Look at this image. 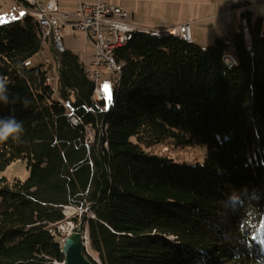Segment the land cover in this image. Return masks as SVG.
<instances>
[{
    "label": "trees",
    "instance_id": "16d2710c",
    "mask_svg": "<svg viewBox=\"0 0 264 264\" xmlns=\"http://www.w3.org/2000/svg\"><path fill=\"white\" fill-rule=\"evenodd\" d=\"M249 14L236 64L227 38L135 32L109 105L72 50L57 53L58 90L45 65L26 67L47 41L35 17L0 24V118L24 127L0 142V264L62 263L53 230L72 219L95 264H262L264 30ZM19 161L27 179L1 175Z\"/></svg>",
    "mask_w": 264,
    "mask_h": 264
},
{
    "label": "built area",
    "instance_id": "2783aa9c",
    "mask_svg": "<svg viewBox=\"0 0 264 264\" xmlns=\"http://www.w3.org/2000/svg\"><path fill=\"white\" fill-rule=\"evenodd\" d=\"M28 7V14L35 17L39 22L45 40H50L58 52L64 51L62 31L66 24L75 29L85 31V35L94 45V55L91 64L86 65V72L95 83L94 96L96 101H105L100 82L102 74L100 70L109 68L115 73V84L121 80L123 64L115 57V51L132 38L135 32H143L155 36L174 34L186 40H191L190 24H182L172 28L148 29L132 24L128 21L129 12L118 5H110L101 0L94 2H80L74 11L59 10L57 2L50 0L47 3L38 0H19L16 12H20L21 6ZM65 19H71L64 21ZM249 28L245 27L244 36ZM235 33L232 32L225 40L228 53L225 55L230 64H236L232 50L235 48ZM250 47V46H249ZM83 61V60H82ZM84 62V61H83ZM47 68V67H45ZM51 81V79H48ZM88 244V241H87Z\"/></svg>",
    "mask_w": 264,
    "mask_h": 264
},
{
    "label": "rangeland",
    "instance_id": "374dc122",
    "mask_svg": "<svg viewBox=\"0 0 264 264\" xmlns=\"http://www.w3.org/2000/svg\"><path fill=\"white\" fill-rule=\"evenodd\" d=\"M116 1V0H114ZM126 1V0H123ZM133 7L134 10H128L129 21L140 23L150 28H159V27H170L171 25H182L191 23V35L193 41L196 44H199L202 47H208L212 45V42L217 38H228L231 34V26L229 23V18L227 16V12H222L224 10H215L219 9V6L215 5L213 0H199L198 10H153L152 1L153 0H128ZM223 1L226 5V9L229 8H237L242 10L243 6H246L251 3V1L256 0H219ZM194 2V1H193ZM192 2V3H193ZM17 5V4H16ZM243 12V11H242ZM24 14L25 11L23 10ZM214 13L213 15H211ZM15 15H17L15 13ZM135 15V16H134ZM23 17V15L21 16ZM252 20V19H251ZM192 21V22H191ZM253 21V20H252ZM248 18L243 17L241 19L240 24L242 25V29L244 31L245 27L249 28ZM238 27L236 26L234 30L237 33ZM162 29V28H161ZM63 44L66 48L73 49L76 53H80L82 51L86 52L87 47H91L93 43L91 40L85 35V31L80 29H75L70 25H67L62 33ZM245 43L248 42V39L245 38ZM244 39V40H245ZM252 45V44H251ZM251 45L248 46L251 51ZM84 49V50H83ZM87 65L90 62L84 61ZM28 69H32L35 67H39L41 65H45L44 67L48 69V75L51 79V82L54 89L58 90L59 87V70L57 66V61L51 51H46L44 54V50L39 51L38 54L30 57L25 63ZM52 68L50 69V67ZM100 74H102V80L100 82V88L104 93L106 105H109L111 99L113 97V91L115 87V73L107 67H104L100 70ZM1 175L6 176L10 181H13L15 178L27 179L29 177V170L27 169V165L23 161H19L16 163H12L8 165L3 171ZM86 211V210H85ZM66 212V209H65ZM76 211L72 214H69V217L74 216ZM67 216V214H66ZM80 221V220H79ZM78 221V222H79ZM77 221L69 220L63 222L58 226L56 230H53V234H55L56 238L63 239L69 232L72 231L73 227L78 223ZM264 253V252H263ZM95 258V257H94ZM97 259V258H96ZM98 260V259H97ZM206 260V259H205ZM264 264V261L259 262Z\"/></svg>",
    "mask_w": 264,
    "mask_h": 264
},
{
    "label": "crops",
    "instance_id": "0c3cea01",
    "mask_svg": "<svg viewBox=\"0 0 264 264\" xmlns=\"http://www.w3.org/2000/svg\"><path fill=\"white\" fill-rule=\"evenodd\" d=\"M38 1L43 2V3H47L50 0H38ZM55 1L57 2L59 10H67V11L71 12V11H74V10L77 9V7H78L80 2H94V1H97V0H55ZM101 1L106 2V3L110 4V5L121 6V7L125 8L127 11L130 10V9L134 10L133 7H131V4H130V2L128 0H126V1H123V0H116V1H114V0H101ZM198 2H199V0H153L152 1V8H153V10H174V11H176V10H185L187 12V10H198V4H197ZM213 2H215L216 6H219V9H215V10H224L222 12H227V16L229 18V23H230V26H231V33L232 32L235 33L236 30H234V29H235L236 26L238 28H240L239 26H240V22H241V19H242L241 16H242V14L248 13V12L251 13L249 15H250V18L253 21H256L257 19H261L262 28L264 30V17L261 16L259 18H255V14H254V10H253L254 7L264 6V0L251 1L250 4H248L246 6H243L242 10H239V9H237L235 7L234 8L231 7L229 9H226L225 8L226 5L223 3V1L213 0ZM18 4H19V0H0V24H2L4 22L12 21V20L17 19V18H20L22 16L21 13H22L23 10L25 11L23 16L28 14V11H27L28 7L25 4H23L21 6L20 12L17 13L16 12V7L18 6ZM15 13L17 15H15ZM213 14L214 13H212L211 15H213ZM129 15H130V13H129ZM61 17H62V19L64 21H69V20L72 19V18L71 19H65L62 15H61ZM128 21H129V16H128ZM129 22L132 23V24L138 25L140 27H144V28H148V29H156V27L155 28L146 27L145 25H142V24L136 23V22H132L131 20ZM188 24H190V29H191V23H188ZM67 25H70V24H66L64 26V28ZM176 26H179V25H176ZM176 26L175 25H171L170 27L168 26V27H164V28H169L170 29V28L176 27ZM161 28L164 29L163 27H159L157 29H161ZM66 49H69V48H66ZM42 50H44V54H46V51H51L53 53L56 61H57V53H58V51L55 49L54 44L50 40L45 41L44 49H42ZM69 50L74 51L73 49H69ZM79 55H80V57H81V59L83 61L86 60V62H90V64H91V62L93 60V55H94L93 46L87 47L86 48V52L82 51V52L79 53ZM57 66L59 68L58 61H57ZM51 68H52V66L50 67V69Z\"/></svg>",
    "mask_w": 264,
    "mask_h": 264
},
{
    "label": "water",
    "instance_id": "95a60500",
    "mask_svg": "<svg viewBox=\"0 0 264 264\" xmlns=\"http://www.w3.org/2000/svg\"><path fill=\"white\" fill-rule=\"evenodd\" d=\"M68 207V206H67ZM66 207V208H67ZM65 208V209H66ZM74 208V207H72ZM75 209V208H74ZM76 212L78 211L75 209ZM87 210V209H86ZM65 214L67 212L64 211ZM67 217L68 214H67ZM85 222L83 220L76 223L72 231L61 240L64 261L57 264H95L93 260L86 255L88 233L86 232Z\"/></svg>",
    "mask_w": 264,
    "mask_h": 264
},
{
    "label": "clouds",
    "instance_id": "9594fccd",
    "mask_svg": "<svg viewBox=\"0 0 264 264\" xmlns=\"http://www.w3.org/2000/svg\"><path fill=\"white\" fill-rule=\"evenodd\" d=\"M6 81L3 77H0V100L7 102L8 97L4 95L7 91L5 87ZM24 131L22 121L16 119L14 115H9L5 118H0V142L6 141L9 137L18 138ZM230 199L235 204L237 197L233 195ZM241 207L245 208V204L241 202Z\"/></svg>",
    "mask_w": 264,
    "mask_h": 264
},
{
    "label": "bare ground",
    "instance_id": "6f19581e",
    "mask_svg": "<svg viewBox=\"0 0 264 264\" xmlns=\"http://www.w3.org/2000/svg\"><path fill=\"white\" fill-rule=\"evenodd\" d=\"M254 14H255V18H259L261 16L264 17V6H261V7H254ZM247 39H248V42H247V45H251L252 44V40H251V36H250V32L247 31V35H246ZM253 47V45H251V48ZM74 208H72L71 206H68L66 208V212L67 214H72L74 212ZM76 211V210H75Z\"/></svg>",
    "mask_w": 264,
    "mask_h": 264
},
{
    "label": "snow or ice",
    "instance_id": "6c2138e0",
    "mask_svg": "<svg viewBox=\"0 0 264 264\" xmlns=\"http://www.w3.org/2000/svg\"><path fill=\"white\" fill-rule=\"evenodd\" d=\"M21 15H23V13H21Z\"/></svg>",
    "mask_w": 264,
    "mask_h": 264
}]
</instances>
